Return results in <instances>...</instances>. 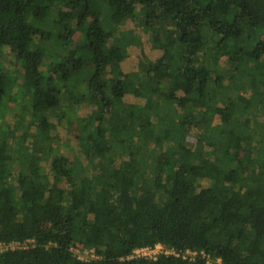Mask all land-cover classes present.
Segmentation results:
<instances>
[{
	"label": "trees",
	"instance_id": "trees-1",
	"mask_svg": "<svg viewBox=\"0 0 264 264\" xmlns=\"http://www.w3.org/2000/svg\"><path fill=\"white\" fill-rule=\"evenodd\" d=\"M125 7L163 51L137 71L144 103L127 113L120 53L135 36L121 28ZM4 46L25 71L16 84L0 62V241L36 246L0 250V264H264V0H0ZM238 68L248 96L232 88ZM9 102L22 116L13 127ZM82 102L97 109L78 168L52 134ZM211 113L220 122L204 130ZM190 126L200 128L194 147ZM159 243L180 255L129 258ZM72 245L102 260L81 261Z\"/></svg>",
	"mask_w": 264,
	"mask_h": 264
},
{
	"label": "rangeland",
	"instance_id": "rangeland-1",
	"mask_svg": "<svg viewBox=\"0 0 264 264\" xmlns=\"http://www.w3.org/2000/svg\"><path fill=\"white\" fill-rule=\"evenodd\" d=\"M122 15L124 17V23L122 25V30H126V32H130L131 36H135V41H129V45L121 50L120 60L121 66L126 75L129 76L128 86L125 92V95L122 99V107L124 111L127 113L128 107L130 104L141 103L143 104V100H139L134 95V88L136 86V73L139 69L144 68L146 71L152 70V63L155 61L156 57L163 55V51L160 49L153 48L152 46V36L147 33L141 26L140 20L133 17L131 7H125L122 10ZM78 35V34H77ZM41 43L44 47L49 45L48 38H41ZM199 49V47H198ZM0 62L6 72V74L11 78H16V84H22L24 82V67L14 60V56L10 52V48L8 46H4L0 50ZM241 68H238L235 71V76L232 88L233 90L239 91L243 96H248L250 94L249 90L241 85ZM114 91L108 96H103L104 107L101 109L105 124L111 123L114 120L115 108L109 104L111 102V95ZM233 96V95H231ZM9 110L7 111L3 122L6 124H10L12 127L16 125L19 121H21V111L18 110L16 104L11 102L8 103ZM71 113L68 116L71 122L70 128H68V124L66 123L60 124L57 126L55 134H52L53 146L57 148L58 153L66 154L69 157L70 162L78 167L83 168L84 164H87V158L84 154V146L81 143V136L91 131V126H87L86 118L87 116L94 110L97 109V105L90 103H73L71 104ZM147 109V107H146ZM145 108H139V112L145 111ZM150 110L155 111L154 108H150ZM214 112L215 107L211 108ZM158 113V110L156 111ZM262 118V116H260ZM264 118V117H263ZM30 115H27L24 119V125H19V129L17 130L14 139L12 140L13 144H19L22 140V134L24 131L26 132V125L29 123ZM220 122V119L215 116L214 113L208 114L201 120L200 127L202 129H207L208 125H216ZM248 123L246 119L245 124ZM240 124V123H239ZM235 124V125H239ZM244 124V123H243ZM199 132L200 128L195 126L189 127V133L187 139L189 142L193 143V147L198 143L199 140ZM147 135H142L140 137L141 141H147ZM94 139V137H93ZM203 149V146L201 147ZM91 159L93 158V152L90 153ZM99 159H93V163H96L97 169L100 174H104L108 169V163L106 161L98 162ZM207 181L204 182V185H207ZM65 186L63 182L61 184ZM102 264V263H100Z\"/></svg>",
	"mask_w": 264,
	"mask_h": 264
},
{
	"label": "built area",
	"instance_id": "built-area-1",
	"mask_svg": "<svg viewBox=\"0 0 264 264\" xmlns=\"http://www.w3.org/2000/svg\"><path fill=\"white\" fill-rule=\"evenodd\" d=\"M35 246H36V241L33 238H28L23 241H19V240H12L9 242L0 241V250H9V249L21 250V249H29ZM70 250L72 251L73 255L78 259H80L81 261L91 262L95 260H102V256L96 252V249L94 247H79L72 245L70 247ZM160 253L180 255L179 252H176L175 250L166 249L163 244L159 243L153 247L151 246L138 247L133 251V253L129 256V258L144 257V258L154 259ZM197 255L198 253L196 251L188 250L186 254L185 253L183 254V257L186 258L189 256L190 258H195ZM208 262L210 263L216 262L221 264L220 259H217L216 261L208 259Z\"/></svg>",
	"mask_w": 264,
	"mask_h": 264
}]
</instances>
